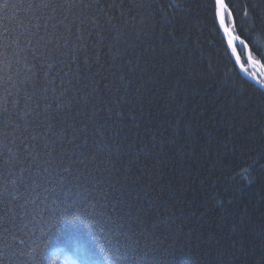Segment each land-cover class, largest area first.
I'll return each instance as SVG.
<instances>
[{"label":"trees","instance_id":"obj_1","mask_svg":"<svg viewBox=\"0 0 264 264\" xmlns=\"http://www.w3.org/2000/svg\"><path fill=\"white\" fill-rule=\"evenodd\" d=\"M73 2L0 0L39 33L26 84L0 63V264H264V91L208 0ZM228 2L264 65V0Z\"/></svg>","mask_w":264,"mask_h":264},{"label":"snow or ice","instance_id":"obj_2","mask_svg":"<svg viewBox=\"0 0 264 264\" xmlns=\"http://www.w3.org/2000/svg\"><path fill=\"white\" fill-rule=\"evenodd\" d=\"M78 6L73 0H68L66 3H60L58 0H21L17 4H9L5 0V3L2 5L5 12L9 8L24 10V19L29 21V25L33 21H36L37 27L39 24L55 19L53 14L59 13L64 9L74 11ZM235 7L236 5L230 7L228 0H208L207 3V11L213 20L215 30L220 33L236 65H239L243 69L244 66L241 62V53H243L249 64L264 67L254 57L253 51L249 47V41L252 38L250 36L242 38L236 32L233 18V8ZM245 15H248L247 11H245ZM45 32H47V29H45ZM2 35L4 39L0 41V63L4 65L2 71L5 78L4 83L8 85L15 80L16 82L26 84L27 78L31 77L33 72L37 70L35 65L32 68H28L27 66L36 60L31 47L33 37L39 35V33L33 32L28 25H24L21 22L20 26L15 29L5 24ZM49 46L50 44L46 45V47ZM29 55L32 56L31 61L28 59ZM11 73H15V76L10 75ZM21 78L24 79L22 80Z\"/></svg>","mask_w":264,"mask_h":264},{"label":"water","instance_id":"obj_3","mask_svg":"<svg viewBox=\"0 0 264 264\" xmlns=\"http://www.w3.org/2000/svg\"><path fill=\"white\" fill-rule=\"evenodd\" d=\"M247 59V58H246ZM234 60V59H233ZM235 62V60H234ZM248 62V60H247ZM249 63V62H248ZM236 64V63H235ZM237 69L242 73L243 77L245 79H247L248 81H250L251 83L255 84L256 86H258L260 89H262L264 91V69L263 68H257V66H254L257 68V76L258 78L253 77L252 75H250L245 68L243 67V69L239 66L236 65Z\"/></svg>","mask_w":264,"mask_h":264},{"label":"rangeland","instance_id":"obj_4","mask_svg":"<svg viewBox=\"0 0 264 264\" xmlns=\"http://www.w3.org/2000/svg\"><path fill=\"white\" fill-rule=\"evenodd\" d=\"M58 264H77L75 260H73L67 254H61L58 258Z\"/></svg>","mask_w":264,"mask_h":264}]
</instances>
